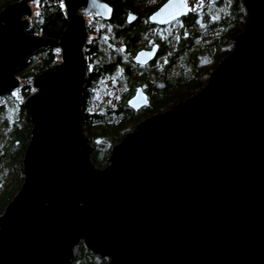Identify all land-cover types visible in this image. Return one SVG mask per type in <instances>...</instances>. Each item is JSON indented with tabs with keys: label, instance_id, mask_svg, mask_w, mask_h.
<instances>
[{
	"label": "water",
	"instance_id": "obj_1",
	"mask_svg": "<svg viewBox=\"0 0 264 264\" xmlns=\"http://www.w3.org/2000/svg\"><path fill=\"white\" fill-rule=\"evenodd\" d=\"M38 1L0 10V96L20 86L16 71L29 55L60 50L23 99L32 127L22 182L0 213V264H70L79 245L108 264H264V0H243L246 26L205 84L125 132L103 168L90 158L78 113L84 15L109 19L112 6L62 0L67 24L55 39L25 30ZM170 2L184 4L166 0L148 21L188 13L157 16ZM156 48L133 61L150 62ZM148 101L138 87L128 105Z\"/></svg>",
	"mask_w": 264,
	"mask_h": 264
},
{
	"label": "trees",
	"instance_id": "obj_2",
	"mask_svg": "<svg viewBox=\"0 0 264 264\" xmlns=\"http://www.w3.org/2000/svg\"><path fill=\"white\" fill-rule=\"evenodd\" d=\"M16 1V0H0V10L6 4ZM113 6V15L110 20V26L108 32H106V38L101 36V32L94 34L91 41L86 43L84 48V54L86 61V74L84 77V81L81 88V93L79 96V113L78 119L81 124V129L88 132L91 136V142L93 140V149L90 152V158L94 162V164L103 168L106 166L105 159L109 157L110 151L114 146V141L119 143L122 136L125 134L128 128L131 125L137 124L144 117L149 116L153 113L160 111V109L164 110L173 103H176L187 96L198 91L206 82L207 77L205 79L197 81L195 84L190 86L188 89L183 91H175L170 90L173 86L164 87V83L166 78L164 79V71L160 70L156 72L155 70L146 71L145 67H141L138 64H135V67L141 68L140 71H131L129 66L122 69L121 63L119 62L122 55H124L123 51L128 48H133L137 50L139 48V40H140V32L145 31L144 27L137 28L140 20L135 21L134 28L125 27L124 21H126V11L135 10L133 8V0H105ZM35 4L36 12L33 13L30 24L25 29L27 33L32 35H43L45 37H51L58 39L60 34L62 33L64 27L67 24V20L65 17V10L61 0H39ZM234 8V7H233ZM237 11V14L243 15V22L239 25L236 31L229 29L227 32L231 34V42L234 41L236 35L246 26L247 23V11L243 0H240L237 7L234 8ZM233 9V12L236 13ZM34 12V11H33ZM230 19V18H229ZM114 26V27H113ZM137 26V27H136ZM120 39V40H119ZM121 42V45L117 42ZM106 43L108 51L105 53H101L99 51V46L101 44ZM223 41L219 39L215 41L212 46L216 48ZM43 52V59H41L40 63L36 65V70L32 65L33 55ZM133 52H131L132 54ZM210 53V50H209ZM33 54V55H32ZM28 56L26 61L22 66L18 68L17 75L21 76L23 79H27L28 82L21 84L19 89L20 99H24L29 93H31L32 88L30 85L31 80L41 71L51 67L53 64L57 62V55L55 52V48H41ZM227 53L221 54V56L216 55L215 63L213 67L218 63V61L223 58ZM102 56V58H101ZM208 59H210L207 56ZM187 59L190 61L193 70H197L198 64V53L193 54L192 56H188ZM211 67L206 71V76H208L209 71L213 68ZM107 75H115V78L121 82L124 86L123 80L131 82V93L138 88L139 86L143 87V90L148 95V103L139 108L132 109L128 105H121L113 107H106L104 111H94L90 112L87 109L90 107V101L94 97L95 92L99 86V83L105 78ZM154 78H150L151 76ZM123 79V80H122ZM180 83H175V85H179ZM173 85V84H172ZM175 89V88H174ZM7 95L0 96V111L4 108L6 103ZM151 102V103H150ZM26 111V110H25ZM10 112L9 106L3 110L2 116L0 120L3 119L4 115H7ZM7 113V114H6ZM26 116L30 119L28 112L26 111ZM30 127H32V123L30 121ZM3 130L5 134V128H0V131ZM31 131V129H30ZM1 133V132H0ZM85 135V134H84ZM0 137V150L5 148L6 144L9 143V138L7 136ZM30 137V136H29ZM103 139V140H100ZM29 141V139H28ZM0 165H4V170H10L11 176H13L12 170L6 164V157L3 153V150L0 152ZM1 174V173H0ZM9 180L5 182V185L2 186V190L0 191V213L3 212L6 204L11 200L13 195L18 190L9 191L11 186L14 184V179L12 178V183L8 188H5L9 183ZM22 181V180H21ZM0 183H1V175H0ZM21 184V182L19 183ZM20 186V185H19ZM7 189V190H6ZM82 259V264H98L94 260H102L103 262L100 264H107L104 258H99V256L89 252L82 245L79 246L78 255ZM98 257V258H97ZM71 264H76L74 261Z\"/></svg>",
	"mask_w": 264,
	"mask_h": 264
},
{
	"label": "rangeland",
	"instance_id": "obj_3",
	"mask_svg": "<svg viewBox=\"0 0 264 264\" xmlns=\"http://www.w3.org/2000/svg\"><path fill=\"white\" fill-rule=\"evenodd\" d=\"M132 2L134 3L133 8H135L136 11L140 10L142 7H146L150 5V0H133ZM239 2L240 0H230L229 2L225 3L224 7L229 6V3H231L232 6L236 8ZM61 3L63 4L62 0ZM32 9L34 11L33 13L35 14L36 12L35 4H32ZM234 11L236 13L233 12V14L231 15L233 18V23H231V30L234 29V31H236L239 25L243 22L244 16L241 14H237V11L235 9ZM84 17L86 21H88V23L91 26H93V30H94L93 33H89L88 35L87 42H89L91 41L92 37H94L93 35L97 34L96 33L97 29H100L103 24L97 20L94 21L91 20L90 16H87V14H85ZM194 18H195L194 16H190L188 20H193ZM209 18L211 20L207 21L205 25L206 27L195 29L194 31L189 33L186 36V45L178 49L176 45L177 43L176 27H167L164 28L163 31L157 33V31L149 29L150 26L148 25L147 21L139 23L138 27L136 26L138 29L141 27L145 28L144 29L145 31L140 32L139 34L140 36L139 47L145 45L156 34L161 35L162 38L165 39L163 43L166 42L164 53L156 58L155 62H153V65H149L148 67L144 66L146 68L145 70L146 71L155 70L156 72L160 70L164 71L165 73L163 78L164 79L166 78L164 87L165 85L173 86V88H170V90L173 89L175 91H179V90L183 91L185 89H188L197 81L205 79L206 77L208 78V76H206V71L211 67H213V64L215 63L216 60V55L221 56V54L228 53L233 47V42L230 41L231 40L230 32L226 36V31H227L226 25L229 23V19H228L229 15L224 13L221 18L219 16H209ZM124 24L125 27L134 28V25H128L125 21ZM107 26L109 28H112V26L108 24ZM107 26H106V30L109 29ZM219 39H221L223 42L220 43V45H218L216 48H213L212 44L215 41H218ZM119 40L117 42L119 43V45H121V42H119ZM106 45L107 44L104 42L103 44H101V46H99L100 48L99 51H101V53L108 51ZM133 50H134L133 48H128L124 50L123 51L124 55H122L119 62L121 63L122 69L129 66L131 71L135 70L138 72L140 71L141 68H139L138 66L135 67L136 63L133 61L132 58L136 50L135 51ZM55 52L57 55V62H58L60 61V50L55 49ZM131 52L133 53L131 54ZM42 53L43 52H40L35 55L32 54L33 55L32 65L34 66L33 68L35 70L38 68L36 65H38L41 59L44 58ZM195 53L196 54L198 53V60H199L197 64V70H193L190 61L187 59L188 56H192ZM84 56L87 58L85 54ZM207 56L210 59H208ZM17 72L18 71H16V75ZM17 77L20 79V86L21 84L28 82L27 79H23L19 75H17ZM150 78H154V76L152 75ZM123 83L125 84V86L115 78V75H110V76L107 75L105 78H103V80L99 83V86L95 92L94 97L90 101L89 104L90 107L87 109V111L90 112L104 111L106 107H113L115 104L116 106H121L122 104L128 105L129 98L133 95L134 91L137 88H135V90L131 93L130 87L132 83L129 81L125 82L124 80ZM175 83H180V84L174 86ZM20 86L8 93H5L7 95L6 97L7 105H5L2 111H0V117H1L3 110H5L8 106L10 108V112L8 114L6 113L7 115H4L3 119L0 120V128H5L6 130L5 134L3 133V130L0 132L2 133L3 136L5 135L9 138L8 140L9 143L6 144L5 148L1 149L0 152L3 150V153L5 154L6 157V164L13 172L12 178L14 179V184L11 186L12 189L9 190L12 192L19 188L20 185L19 183L22 182L21 180L23 179L22 157L25 147L28 143V139L30 136V129H31L30 119H28L26 116L27 110L23 105V99L21 100L19 96ZM139 87L143 89V87L141 86ZM31 88H32L31 91L32 93L34 92L35 89L32 86ZM160 111H162V109H160ZM135 125L136 123L131 125L126 132L131 131L135 127ZM84 134L88 136L91 140V136L89 135L88 132L84 131ZM117 143H118L117 141L116 143L114 141V145ZM105 163L106 164L108 163V158L105 159ZM0 173H1L0 174L1 175L0 191H1L2 190L1 187L4 186L5 182L10 179L11 173L9 169L4 170V165H0ZM12 178L10 179L9 183L5 188H8V186H10V184L12 183ZM77 255L75 256L73 261L76 264H82V259L80 257H77ZM99 258L101 257L99 256ZM102 258H104L105 259L104 261L108 264L109 258L108 257H102ZM102 260H94V261L100 264L103 262Z\"/></svg>",
	"mask_w": 264,
	"mask_h": 264
},
{
	"label": "flooded vegetation",
	"instance_id": "obj_4",
	"mask_svg": "<svg viewBox=\"0 0 264 264\" xmlns=\"http://www.w3.org/2000/svg\"><path fill=\"white\" fill-rule=\"evenodd\" d=\"M103 1H105V0H103ZM165 1L166 0H150V5H148L146 7H142L140 10H137V11L134 10L135 12L134 11H126V15H127V13L132 12L134 14V19L131 22H127V21H125V22L128 25H131V24L135 23V21H137V20H140L139 22L147 21L148 25L150 26L149 29L155 30V31H157V33L163 31L164 28H167V27H176V30H177V32H176L177 49L182 48L184 45H186V36L189 33L194 31L195 29L206 27L205 25H206L207 21L211 20L209 18V16H219L221 18L222 15L224 13H226L227 15H229V18H230V19L228 18L229 23L226 25V27H227L226 36L228 34L227 32L229 31V29H231V23H233V18L231 16L233 14V6L231 3H229V6L224 7L225 3L229 2L230 0H182L183 3L189 9V11L186 15L175 18V19L171 20L170 22H168L166 24H162V25L148 21V19H147L148 15L151 12L157 10ZM105 2H107V1H105ZM108 4H110V3H108ZM113 10L114 9L112 6V12H111V16L109 19H104L100 16H95L93 13L87 14V16H90L91 20H93V21L97 20L103 24L100 29H97L96 33L101 32V36L104 38H106V31L108 32V30H109V29L106 30V26H107V24L110 25V20H111L112 15H113ZM190 16H194L195 18L193 20H188V18ZM105 24H106V26H105ZM86 26L88 29V35H89V33H93V31H94L93 26H91L88 23V21H86ZM91 30H92V32H91ZM164 40L165 39L162 38L161 35L156 34L145 45L139 47L136 51H138L139 49H142V48H150L153 44L157 45L155 58L146 64H138V65H140L142 67H144V66L148 67L149 65H153V62H155L156 58L164 53L165 44H166V42L163 43ZM85 46L83 47V55H84ZM135 52H134V54H135ZM103 53H105V52H103ZM134 54H133V57H134ZM84 58H85V56H84ZM101 58H102V56H101Z\"/></svg>",
	"mask_w": 264,
	"mask_h": 264
},
{
	"label": "snow or ice",
	"instance_id": "obj_5",
	"mask_svg": "<svg viewBox=\"0 0 264 264\" xmlns=\"http://www.w3.org/2000/svg\"><path fill=\"white\" fill-rule=\"evenodd\" d=\"M186 5H184V4H174V3H169V4H166L165 6H164V8H162L161 10H160V12H158L156 15L157 16H160V15H162V14H164L165 13V11L166 10H168V9H172V8H176V9H178V8H180V7H185Z\"/></svg>",
	"mask_w": 264,
	"mask_h": 264
},
{
	"label": "bare ground",
	"instance_id": "obj_6",
	"mask_svg": "<svg viewBox=\"0 0 264 264\" xmlns=\"http://www.w3.org/2000/svg\"><path fill=\"white\" fill-rule=\"evenodd\" d=\"M133 59V58H132Z\"/></svg>",
	"mask_w": 264,
	"mask_h": 264
}]
</instances>
